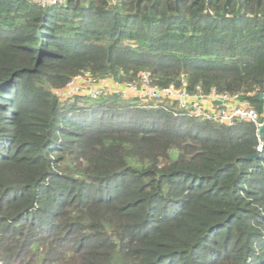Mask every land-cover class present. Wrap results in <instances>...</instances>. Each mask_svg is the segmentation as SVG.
I'll use <instances>...</instances> for the list:
<instances>
[{
  "label": "trees",
  "instance_id": "trees-1",
  "mask_svg": "<svg viewBox=\"0 0 264 264\" xmlns=\"http://www.w3.org/2000/svg\"><path fill=\"white\" fill-rule=\"evenodd\" d=\"M141 72L262 112L264 0H0L2 264H264V126L54 92Z\"/></svg>",
  "mask_w": 264,
  "mask_h": 264
},
{
  "label": "built area",
  "instance_id": "built-area-1",
  "mask_svg": "<svg viewBox=\"0 0 264 264\" xmlns=\"http://www.w3.org/2000/svg\"><path fill=\"white\" fill-rule=\"evenodd\" d=\"M41 6L60 5L65 0H37ZM62 100L74 97H86L98 100L102 97L114 96L122 100L138 99L151 102L155 107H174L187 116L219 125L232 126L238 122H249L256 130L264 126V102L262 112L240 100L238 94L218 92L215 89L207 94L197 85L193 91L185 88V83L176 86L170 83L160 86L151 83L148 73L141 72L136 80L119 81L111 77L93 78L89 74H79L71 78L64 87L54 91ZM264 100V90L262 91ZM261 145L257 147V154ZM0 264H2L0 260Z\"/></svg>",
  "mask_w": 264,
  "mask_h": 264
},
{
  "label": "rangeland",
  "instance_id": "rangeland-1",
  "mask_svg": "<svg viewBox=\"0 0 264 264\" xmlns=\"http://www.w3.org/2000/svg\"><path fill=\"white\" fill-rule=\"evenodd\" d=\"M79 98H86V97H79ZM121 100H122V99H121ZM129 100H137L138 103L152 104L151 102H143V101H140V100H138V99H128L127 101H129Z\"/></svg>",
  "mask_w": 264,
  "mask_h": 264
},
{
  "label": "water",
  "instance_id": "water-1",
  "mask_svg": "<svg viewBox=\"0 0 264 264\" xmlns=\"http://www.w3.org/2000/svg\"><path fill=\"white\" fill-rule=\"evenodd\" d=\"M260 97H262V94H260ZM260 130L261 129H259V134H260ZM257 155H254V156H251V157H249V158H255Z\"/></svg>",
  "mask_w": 264,
  "mask_h": 264
}]
</instances>
